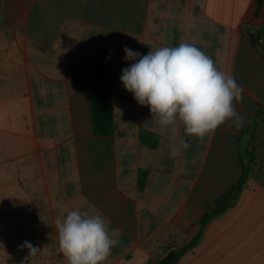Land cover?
I'll use <instances>...</instances> for the list:
<instances>
[{
  "label": "crops",
  "instance_id": "crops-1",
  "mask_svg": "<svg viewBox=\"0 0 264 264\" xmlns=\"http://www.w3.org/2000/svg\"><path fill=\"white\" fill-rule=\"evenodd\" d=\"M263 42L264 0H0V264H67L55 222L69 210L103 215L118 241L106 264H155L196 237L245 150L255 172L177 264H264ZM180 43L242 86L243 127L229 121L203 140L180 122L162 129L123 87L135 63L124 47L143 56ZM82 57L111 65V136L92 133L89 94L72 88ZM24 241L40 251L30 257Z\"/></svg>",
  "mask_w": 264,
  "mask_h": 264
},
{
  "label": "clouds",
  "instance_id": "clouds-1",
  "mask_svg": "<svg viewBox=\"0 0 264 264\" xmlns=\"http://www.w3.org/2000/svg\"><path fill=\"white\" fill-rule=\"evenodd\" d=\"M123 51L125 60L135 63L122 70L121 83L139 105L149 107L162 129L171 126L175 132L180 122L186 135L203 140L229 121L237 130L243 127L236 108L243 100L242 86L195 45L160 47L143 56L128 47ZM55 227L67 264H106L118 243L102 214L69 210ZM21 248H27L30 257L40 251L28 241Z\"/></svg>",
  "mask_w": 264,
  "mask_h": 264
},
{
  "label": "trees",
  "instance_id": "trees-1",
  "mask_svg": "<svg viewBox=\"0 0 264 264\" xmlns=\"http://www.w3.org/2000/svg\"><path fill=\"white\" fill-rule=\"evenodd\" d=\"M253 44L255 45L254 39ZM70 80L74 91H86L89 94L92 133L96 136H111L114 131V118L112 69L110 63L106 60L82 57L72 68ZM260 114L261 112L256 114L254 122ZM140 140L143 145L150 148H155L158 143L157 137L148 132H143L140 135ZM238 160L240 164V176L238 180L208 208L207 213L202 217V226L196 237L184 247H173L155 264H177L180 257L186 251L193 249L200 241L202 227L234 205L257 166L253 150L241 152L238 154ZM145 179V174L140 172L138 179L139 189L144 188Z\"/></svg>",
  "mask_w": 264,
  "mask_h": 264
},
{
  "label": "rangeland",
  "instance_id": "rangeland-1",
  "mask_svg": "<svg viewBox=\"0 0 264 264\" xmlns=\"http://www.w3.org/2000/svg\"><path fill=\"white\" fill-rule=\"evenodd\" d=\"M263 46H264V42H263Z\"/></svg>",
  "mask_w": 264,
  "mask_h": 264
}]
</instances>
